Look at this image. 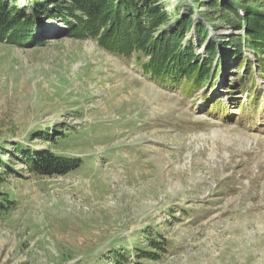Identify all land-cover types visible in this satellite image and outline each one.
Here are the masks:
<instances>
[{
    "label": "rangeland",
    "instance_id": "374dc122",
    "mask_svg": "<svg viewBox=\"0 0 264 264\" xmlns=\"http://www.w3.org/2000/svg\"><path fill=\"white\" fill-rule=\"evenodd\" d=\"M205 1L161 0L162 26L191 17L174 80L102 24L52 17L0 37V154L20 142L79 162L46 177L2 154L22 175L0 168L14 200L0 264H264V125L240 115L252 88L264 98V46L229 9L263 12L264 0ZM215 104L231 113L213 118Z\"/></svg>",
    "mask_w": 264,
    "mask_h": 264
},
{
    "label": "trees",
    "instance_id": "16d2710c",
    "mask_svg": "<svg viewBox=\"0 0 264 264\" xmlns=\"http://www.w3.org/2000/svg\"><path fill=\"white\" fill-rule=\"evenodd\" d=\"M27 8L18 5V0H0V37L7 34L26 37L40 22L46 18L58 17L66 23L73 24L72 19H78L82 24H102L104 27L103 36L111 39L115 37H125L136 41L142 54H150L154 69H163L162 78L174 80L179 75H185L183 62L188 58L184 56L191 48L187 45L179 50L175 38H181L186 28L190 27L191 17L182 19L186 14L175 18L172 23L162 26L167 22V14L161 6V0H27ZM209 5H217V0H206ZM234 5V6H233ZM230 5L229 9L242 19V26L249 35L257 40V46H264V11L253 8L243 2ZM242 5L246 11L245 17L240 16L238 9ZM227 7V6H226ZM241 8V7H240ZM198 23V21H197ZM156 28L155 35L152 29ZM206 25L200 21L195 27L198 34L205 32ZM178 35V36H177ZM248 35V36H249ZM106 44V43H105ZM107 45V44H106ZM208 49L216 46V42L209 37L205 44ZM109 48L118 49L115 45H107ZM134 46V44H133ZM174 48H173V47ZM168 49L172 50V55H167ZM119 50V49H118ZM262 49L261 51H263ZM178 51L177 53H175ZM175 53V55H174ZM192 53V51H191ZM239 53L237 50L233 57ZM171 59V60H170ZM168 60H170L168 62ZM173 60V64L171 61ZM180 61V64L178 62ZM248 60L247 65L251 67L252 62ZM260 61V60H259ZM261 62V61H260ZM172 64V65H171ZM260 65H264L263 63ZM188 73V72H187ZM206 80L210 73H205ZM205 74L202 76L204 77ZM159 76V75H158ZM201 78V77H200ZM197 81H200L199 79ZM209 85L213 82L208 80ZM206 84V83H205ZM40 139L51 141L52 135L49 132L39 134ZM60 136L54 138L57 141ZM56 139V140H55ZM16 148H3L0 154V168L6 167L15 175L22 173L9 166L3 155H13L23 163L29 171L46 177L62 176L70 173L78 167V160H73L66 155L55 152L44 147H36L30 144L14 142ZM4 173H0V183L4 182ZM14 200L9 193L0 189V216L6 212Z\"/></svg>",
    "mask_w": 264,
    "mask_h": 264
}]
</instances>
